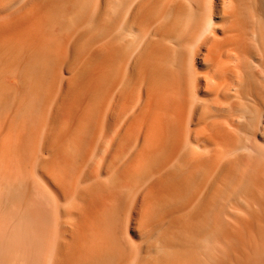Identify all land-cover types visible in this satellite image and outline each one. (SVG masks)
Masks as SVG:
<instances>
[{
	"label": "bare ground",
	"instance_id": "bare-ground-1",
	"mask_svg": "<svg viewBox=\"0 0 264 264\" xmlns=\"http://www.w3.org/2000/svg\"><path fill=\"white\" fill-rule=\"evenodd\" d=\"M0 264H264V0H0Z\"/></svg>",
	"mask_w": 264,
	"mask_h": 264
}]
</instances>
